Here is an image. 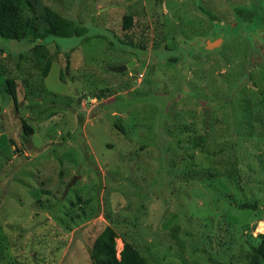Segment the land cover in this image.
I'll list each match as a JSON object with an SVG mask.
<instances>
[{
    "label": "rangeland",
    "instance_id": "374dc122",
    "mask_svg": "<svg viewBox=\"0 0 264 264\" xmlns=\"http://www.w3.org/2000/svg\"><path fill=\"white\" fill-rule=\"evenodd\" d=\"M251 2L37 0L88 27L48 39L46 79L29 41L0 38V264H92L107 226L148 264L245 263L264 235V30L223 24Z\"/></svg>",
    "mask_w": 264,
    "mask_h": 264
},
{
    "label": "trees",
    "instance_id": "16d2710c",
    "mask_svg": "<svg viewBox=\"0 0 264 264\" xmlns=\"http://www.w3.org/2000/svg\"><path fill=\"white\" fill-rule=\"evenodd\" d=\"M36 2L37 0H5L0 7V38L16 42L24 40L29 41L32 46L27 53H30V55L34 57L35 61L42 69V77L46 79L51 72L52 63L54 61V55L49 51L48 39L51 37H83L88 33V27L59 14L49 6H45L42 12L36 13ZM249 7H243L241 8V11L239 10L237 13L240 18V23L237 28L234 29L231 27L232 24L223 25L229 26L232 31L239 30L241 26H244L243 24L246 21L244 13L253 12L254 16L246 21V26L255 25L250 33L255 35L259 31L264 30V0H252ZM200 8L212 21L218 20V17L213 12L208 11L203 6H200ZM28 14H31V16H27ZM132 19L131 16L124 18L125 29L131 27ZM4 52H6V50ZM57 53L63 54L61 48L58 47ZM65 55L67 58L70 56L69 52ZM65 75L66 74L62 76L63 80ZM8 86L9 92L19 108L17 84L15 79H8ZM105 93L106 90H103L96 98H104ZM23 127L26 136L34 133L33 128L26 122L23 124ZM119 128L121 130L122 126ZM81 202L82 200L78 199L77 203ZM241 208L254 211L259 210V206L256 202L244 203ZM118 237V233L111 226H107L96 238L93 246L90 248L89 257L91 263L148 264V259L142 254V252L129 242L124 243L122 251L118 253ZM259 239L260 241L258 244L254 245L248 243L249 250L244 256V264H264V235H259ZM209 260L211 264H230L228 262L215 261L212 257H209Z\"/></svg>",
    "mask_w": 264,
    "mask_h": 264
},
{
    "label": "water",
    "instance_id": "95a60500",
    "mask_svg": "<svg viewBox=\"0 0 264 264\" xmlns=\"http://www.w3.org/2000/svg\"><path fill=\"white\" fill-rule=\"evenodd\" d=\"M130 67H132V65L116 67V68H112L111 70H112L113 72L122 73V72H124L125 70H127V69L130 68ZM119 119H120V116H117V122L120 123V120H119ZM73 183H74V180L71 182L70 186H72ZM70 186H69V187H70ZM69 187H68V188H69ZM68 188H67V191H68Z\"/></svg>",
    "mask_w": 264,
    "mask_h": 264
}]
</instances>
